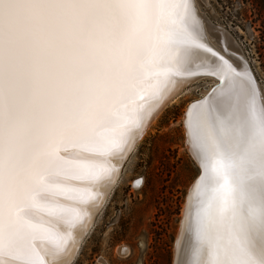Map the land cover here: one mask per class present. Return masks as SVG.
<instances>
[{
    "label": "snow or ice",
    "instance_id": "obj_1",
    "mask_svg": "<svg viewBox=\"0 0 264 264\" xmlns=\"http://www.w3.org/2000/svg\"><path fill=\"white\" fill-rule=\"evenodd\" d=\"M200 77L217 82L183 120L201 171L175 264H264V89L191 0H0V264L67 256L144 113Z\"/></svg>",
    "mask_w": 264,
    "mask_h": 264
},
{
    "label": "rangeland",
    "instance_id": "obj_2",
    "mask_svg": "<svg viewBox=\"0 0 264 264\" xmlns=\"http://www.w3.org/2000/svg\"><path fill=\"white\" fill-rule=\"evenodd\" d=\"M194 1L210 25L225 28L235 39L240 55L264 89L262 58L257 50L260 22L253 21L251 0ZM212 81L190 83L187 92L158 114L126 158L119 181L72 264H173L186 196L201 171L186 143L184 114L191 102L203 97ZM137 178H142V185L135 184Z\"/></svg>",
    "mask_w": 264,
    "mask_h": 264
},
{
    "label": "bare ground",
    "instance_id": "obj_3",
    "mask_svg": "<svg viewBox=\"0 0 264 264\" xmlns=\"http://www.w3.org/2000/svg\"><path fill=\"white\" fill-rule=\"evenodd\" d=\"M191 3L195 7V13H196V16L200 22L203 41L206 43V45L208 47H210L215 53H217L218 56H222L225 59L229 60L231 63H233L238 68L239 71H242V72L248 71L247 65L244 62V57L242 55H240L239 47L236 45L234 38H232L229 35V33L223 29V27L210 25L211 23H209L208 20L204 16L201 15V13H199V11L196 7L195 1L191 0ZM206 35L214 38L215 42H211L210 40H208ZM200 79H212L213 83H211L212 84L211 87L217 82L215 79H213L211 77H200L197 79H192L191 82H188L183 86H181L178 83L177 85L172 87V92L170 94H168L166 96V98H163V102L160 104L158 110H154V112L151 115L148 112L144 113L141 127H140V129L136 130V132H135V137H136L135 141L134 142L129 141L130 149L126 146L125 149L123 150V152L120 155H118L114 160H112V164L114 165L115 169H118V171L114 170V172L112 174V179L110 181H106L104 184L97 186V191L103 193L102 198L97 199L95 204L92 205V207L90 208V214L85 217L83 223L77 228L76 232L74 233L73 241L70 242V249H71L70 253L65 257H61V256L55 254L53 251H47L45 253H42V255H44V259L46 261V264H60V261L62 259L64 261V264H72V262L76 259L77 255H78V252H79L80 246L84 240V237L90 232L92 226L94 225L97 214L99 213L100 210H102V208L104 207V205H105L107 199L109 198L112 190L114 189L117 182L119 181V177H120L121 171H122V166H123L126 158L128 157L129 153H131L134 150L137 143L145 135L147 130L150 128V126L154 124L155 119L157 118L158 114L166 106H168V104L175 101L176 98L180 94H182V92H187L186 90H188L187 88L189 87L190 83H192V82L194 83L196 80L199 81ZM209 89L207 90V92L209 91ZM207 92L203 95V97L207 94ZM192 103L193 102H191L189 104V106ZM151 107L153 109H155L156 103H152ZM188 108L189 107H187V109ZM184 116H185V114H184ZM187 146H188V149L190 150V146L188 144H187ZM125 153H126V155H125ZM193 183H192V185H193ZM191 186H190L188 193H187V196H186V198H187L186 203L189 199L188 194H189V191L191 189ZM192 196H193V200H194L195 199V192L192 193ZM186 203H185V207H183L184 210H183V215H182V219L180 222V228H179V231H178V234L176 237V241H175L173 264H175L176 260L178 259L179 252L182 249V247L186 248L188 243L193 239L191 233H185L184 232V227L182 224V221L185 220Z\"/></svg>",
    "mask_w": 264,
    "mask_h": 264
},
{
    "label": "trees",
    "instance_id": "obj_4",
    "mask_svg": "<svg viewBox=\"0 0 264 264\" xmlns=\"http://www.w3.org/2000/svg\"><path fill=\"white\" fill-rule=\"evenodd\" d=\"M252 6H254V22H260V40L257 50L262 58V68L264 70V0H251ZM254 38V37H253Z\"/></svg>",
    "mask_w": 264,
    "mask_h": 264
},
{
    "label": "water",
    "instance_id": "obj_5",
    "mask_svg": "<svg viewBox=\"0 0 264 264\" xmlns=\"http://www.w3.org/2000/svg\"><path fill=\"white\" fill-rule=\"evenodd\" d=\"M223 29H224L226 32H228L225 28H223ZM228 33H229V32H228ZM229 35H231V34L229 33ZM234 40H235V39H234ZM235 43H236V41H235ZM236 45H237V44H236ZM237 46H238V45H237ZM244 62H245V64L247 65L248 71H249L250 74L253 76V73H252V71H251V69H250V65L248 64V62H247V60H246L245 58H244ZM253 77H254V76H253ZM212 87H213V86H212ZM212 87L209 89V91L207 92V94H206L205 96L208 95V93L211 91ZM205 96H204V97H205ZM201 99H202V98H201ZM188 107H189V105H188ZM199 175H200V172H199L198 176H199ZM198 176H197V177H198ZM197 177H196V178H197ZM196 178H195V179H196ZM194 181H195V180H194ZM194 181H193V182H194Z\"/></svg>",
    "mask_w": 264,
    "mask_h": 264
},
{
    "label": "flooded vegetation",
    "instance_id": "obj_6",
    "mask_svg": "<svg viewBox=\"0 0 264 264\" xmlns=\"http://www.w3.org/2000/svg\"><path fill=\"white\" fill-rule=\"evenodd\" d=\"M137 180H139V181H140V183H139V185H138V186L142 185V178H137L135 181H137ZM107 264H108V263H107Z\"/></svg>",
    "mask_w": 264,
    "mask_h": 264
}]
</instances>
